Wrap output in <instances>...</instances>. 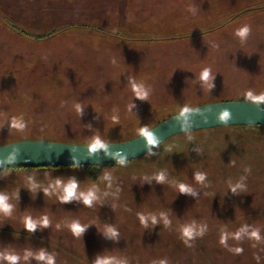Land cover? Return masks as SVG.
Here are the masks:
<instances>
[{"label":"rangeland","instance_id":"374dc122","mask_svg":"<svg viewBox=\"0 0 264 264\" xmlns=\"http://www.w3.org/2000/svg\"><path fill=\"white\" fill-rule=\"evenodd\" d=\"M263 5L0 0V146L131 136L186 107L251 101L249 92L264 93V9L208 36L144 39L154 30L169 37L177 29L219 27L230 13ZM12 22L31 38L53 30L61 35L27 40L10 29ZM245 26L249 33L241 38L237 32ZM103 31L128 33L131 42ZM14 118L24 127L13 128ZM71 183L76 197L65 202ZM181 184L191 191H181ZM89 193L95 196L90 204ZM0 195L11 205L9 213L0 211V264H9V255L20 257L17 264H47L41 253L55 264H264V129L176 136L149 157L98 171L96 179L83 168L7 171L0 173ZM29 217L35 231L26 227ZM73 223L83 228L80 234ZM185 228H192V238Z\"/></svg>","mask_w":264,"mask_h":264},{"label":"water","instance_id":"95a60500","mask_svg":"<svg viewBox=\"0 0 264 264\" xmlns=\"http://www.w3.org/2000/svg\"><path fill=\"white\" fill-rule=\"evenodd\" d=\"M181 113L148 130L156 143L150 144L144 133L136 138L104 143L106 147L92 151L91 145L45 140H25L0 146V170L18 166L82 167L120 164L139 159L169 139L184 133L230 126H264V103L252 101H220ZM228 119H222L224 113Z\"/></svg>","mask_w":264,"mask_h":264},{"label":"trees","instance_id":"16d2710c","mask_svg":"<svg viewBox=\"0 0 264 264\" xmlns=\"http://www.w3.org/2000/svg\"><path fill=\"white\" fill-rule=\"evenodd\" d=\"M261 9H264V5L260 6V7H257V8L246 9V10H243V11H240V12L233 13L234 15H232V16H231V13H230V16H228V17L226 16L224 18V20H226V22H224L219 27H212V25H209V26H206V27L197 28L196 30L190 31V33L189 32L185 33L184 30L179 31V29H177L169 37H163L160 34L159 31L154 30V34L151 37L145 38L144 42L148 41V40L152 41V42L178 41V40H183V39H189V38L193 39L195 37L208 36V35L213 34L214 32H216V31H218L220 29H223L225 26H228L229 24L233 23L235 20L240 18L243 14H245L247 12L255 11V10H261ZM9 25H10V29L17 36L19 35L21 37H25L27 40H30V39L35 40V41L43 40L44 42H46L48 40L52 41L54 38L59 37L61 35L59 32L58 33H56V32L54 33L55 30H53L52 33H50V34L48 33L46 35L36 36V38H31L30 34L27 31H22L16 23L12 22ZM66 30L67 29H62L61 33L66 32ZM101 31H102V29H101ZM103 32H104L105 36H111V37L116 38V39L121 40V41H123V40H126V41L129 40L130 41L131 40V39L127 38L128 33H126V34L123 33V34L120 35L121 32L119 33L117 31H114V33L110 32V31H108V32L107 31H103ZM155 36H158V37H155ZM133 40H135V39H133ZM220 101H223V100H220ZM182 111L175 112L173 114H169L167 117H162V118L158 119L157 121L152 122V124L148 128H145L143 131H140V132H138L135 135L124 136V135H121V133L118 134V135H111V134L107 133L109 137L106 136V137H101V138H97V139H91V141L84 142V144L90 143L92 145L97 140H99L101 143H103V142H112V141L121 142V141H126V140H130V139L136 138V137L142 135L145 130L148 131V130L152 129L153 127H155L158 124L162 123L163 121H165V120H167V119H169V118L181 113ZM230 127L243 128V129H246V130H250V129H259V130H261V129H264V126H260V125H257V126H230ZM220 128H225V127H220ZM213 129H218V128H213ZM213 129H207V130H213ZM200 131H204V130H200ZM194 132H199V131H194ZM194 132H189V133H184V134H190V133H194ZM184 134H181V135H184ZM177 136H180V135H177ZM104 138H111V139H109L111 141H108V140L104 141ZM73 141H76V140H73ZM168 141H166V142H168ZM165 143H163L161 146H163ZM161 146H159L158 148H160ZM158 148H156L155 150H153L152 152L146 154L145 156H143L141 158L149 157V155L152 154L153 152H155ZM141 158H139V159H141ZM137 160L138 159L130 161V162L120 163V164H103V165L82 166V167L18 166V167H10V168H7V169L0 170V173L7 172V171H11V172L12 171H30V170H39V169H72L73 170V169L83 168V169L89 170L91 177L93 179H96L97 178V172L101 171L104 168L124 165V164H127V163L135 162Z\"/></svg>","mask_w":264,"mask_h":264},{"label":"clouds","instance_id":"9594fccd","mask_svg":"<svg viewBox=\"0 0 264 264\" xmlns=\"http://www.w3.org/2000/svg\"><path fill=\"white\" fill-rule=\"evenodd\" d=\"M248 33H249V28L247 26H245L244 28L238 30L237 35L240 36L241 38H245L248 35ZM201 77H202L203 80L208 81L209 78H210L209 71L208 70H204L201 73ZM136 92H137V95L140 96V97H143L145 95V92H144L143 88H137ZM248 98H249V100H251V101H253V102L257 103V104L264 103V93L256 96V95H253L251 92H249L248 93ZM192 111H194V109L186 107V108L183 109L181 115H186L188 113H191ZM222 119H224V120L228 119V113L227 112L224 113ZM11 126L13 128L20 129V128L24 127V124H23V122L21 120L14 118L12 120V125ZM144 135L147 136L148 142L150 144H155L156 143L155 138L147 130L144 131ZM104 147H106V145L102 144L99 140H97L95 143H93L91 145L92 151H96V150L104 148ZM196 178L199 181H204V179H205V177L203 175H198ZM157 179L159 181H163L164 180L163 173H161L157 177ZM76 188H77V185L75 183H71L65 189L66 195H64L62 199L65 202H67V201H70L73 198H75L76 197ZM180 190L183 191V192H190L191 191L190 188L186 187L183 184L180 185ZM233 191H235V189H233ZM94 199H95L94 194L93 193H89L85 197V203H89L90 204ZM0 211H2L4 213H9L11 211V205L8 204L7 197L3 196V195H0ZM141 219H143V217ZM153 222H155V218H153ZM42 223H43L44 226H47L48 218L45 217L43 219ZM26 227H27V229L29 231H35V229L37 227V224H36V222L32 221V219L29 217L26 220ZM71 227H72V230L74 231V233L77 234V235L80 234L83 231V228L78 223H73ZM110 231H112V230L110 229ZM113 235H115L114 231H113ZM184 235L187 238H192L194 236V232H193L192 228H185L184 229ZM252 235L255 238L259 239V234L258 233H252ZM6 259L9 261V264H17V262L19 261L20 257L16 256V255H9V256L6 257ZM38 259L47 260V264H55L53 257H51V256H47L46 257L43 253H41V255L38 257ZM98 264H111V262L109 260H100V261H98Z\"/></svg>","mask_w":264,"mask_h":264}]
</instances>
